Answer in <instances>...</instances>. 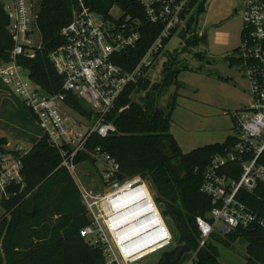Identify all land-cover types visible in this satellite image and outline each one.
<instances>
[{
	"label": "trees",
	"instance_id": "trees-1",
	"mask_svg": "<svg viewBox=\"0 0 264 264\" xmlns=\"http://www.w3.org/2000/svg\"><path fill=\"white\" fill-rule=\"evenodd\" d=\"M198 2L194 0L191 11ZM85 5L103 16L116 7L123 20L137 24L141 35L138 46L115 59L117 65L131 72L161 33L162 26L148 21L139 0H85ZM77 10L75 0H41L36 24L42 49L34 59H18V64L29 71L31 80L48 95L59 93L63 86V78L57 74L49 55L65 44L61 31L71 23ZM203 12L201 3L197 13L186 19L182 27L188 45L201 43L198 18ZM8 25L7 14L0 4V66L10 61L13 49ZM199 57L202 58V54ZM177 73L165 67L160 83L151 85L145 77L131 84L109 117L117 133L108 138L94 135L87 144L90 152L100 147L119 163L121 182L135 177L146 182L155 194L163 217L177 229L179 245L164 251L157 264H180L185 255L178 259L177 253L183 245L190 249V254L199 249L202 237L197 218L207 219L212 210L211 199L201 190L205 170L212 158L222 154L236 139L232 135L222 144L183 152L171 133L175 104L170 105L168 111L158 104L160 96L173 85ZM67 102L81 115H91L75 96L69 95ZM8 143L7 138L0 137V170L5 156L21 158L23 182L14 186L13 197L1 204L9 218L5 215L0 219V264H105V248L80 234L92 226L93 221L72 176L60 167L62 158L58 150L44 137L26 155L17 149L5 150ZM3 152L6 154L1 157ZM75 164L88 165L90 176L101 178L98 161L90 154H81ZM223 173L237 180L241 167L229 165ZM238 199L257 221L247 229L241 228L225 236L213 234L199 250L194 264H221L218 249L209 244L211 239L227 248L241 242L246 245V264H264V184H259L251 193L241 191Z\"/></svg>",
	"mask_w": 264,
	"mask_h": 264
},
{
	"label": "built area",
	"instance_id": "built-area-1",
	"mask_svg": "<svg viewBox=\"0 0 264 264\" xmlns=\"http://www.w3.org/2000/svg\"><path fill=\"white\" fill-rule=\"evenodd\" d=\"M75 1L78 10L74 12L71 23L61 31L65 44L49 55L57 74L63 78V86L59 93L48 95L31 80L29 71L18 64L20 58H36L42 49V38L36 24L41 0H0L8 17V31L13 42L10 61L0 66V79L15 88L35 118L41 137L60 153V167L70 173L85 201L94 196L79 179L75 159L86 153L101 164V183L107 189L104 199L114 193H133L142 187L149 190L140 177L121 182L119 163L100 147L90 152L87 144L94 135L108 138L117 133L109 117L119 98L131 84H137L146 77V71L164 52L166 42L185 25L194 0H139L148 21L161 25L162 31L131 72L117 65L115 59L138 46L141 35L137 24L114 17V8L103 16L86 7L85 0ZM243 23L239 50L244 76L250 83L252 104L233 114L234 144L213 157L205 170L201 190L211 199L212 210L207 219L197 218L202 237L199 250L213 234L219 232L225 236L241 228L247 229L257 221L238 196L241 191L251 193L259 184H264V0L245 1ZM202 35L203 32L200 33ZM69 95L89 104L91 115L83 116L74 110L67 102ZM17 150L23 155L29 152L25 148ZM229 165L241 167L237 180L221 174ZM21 171V158L4 157L0 170V206L15 195L14 186L22 184ZM138 212L143 213L144 210L133 205V209L122 214L123 220L127 221L124 223L122 220L121 223L130 225V218ZM89 213L91 215L90 209ZM102 215L100 219L92 220L93 225L80 234L105 248V264H136L169 246L173 239L162 214L165 229L161 233L149 221L141 220L138 226L128 231L119 227L120 219Z\"/></svg>",
	"mask_w": 264,
	"mask_h": 264
},
{
	"label": "rangeland",
	"instance_id": "rangeland-1",
	"mask_svg": "<svg viewBox=\"0 0 264 264\" xmlns=\"http://www.w3.org/2000/svg\"><path fill=\"white\" fill-rule=\"evenodd\" d=\"M245 1L200 0L190 16L196 14L198 6L203 3L204 12L198 18V28L203 33L206 31L208 44L188 45L181 27L146 74L147 80L154 85L162 81L165 67L173 72L178 71L173 85L160 96L158 104L165 111L175 104L171 133L184 153L203 146L224 143L229 136L236 133L233 114L249 108L252 104L250 83L241 67L232 61L235 51L242 45ZM235 10H238L237 14L234 13ZM112 14L116 18L122 17L121 11L116 7ZM36 37L39 38L38 35ZM201 54L202 58L199 57ZM0 84L5 87V93L0 97V136L4 134L11 143L4 149L11 151L25 147L29 150L37 143L42 132L15 88L4 84L1 79ZM98 167L100 170L101 164L98 163ZM77 170L79 179L94 196L89 201L82 199L90 209L92 220L100 219L103 216L101 205L107 189L103 187L101 178L90 176L88 165L77 166ZM148 188L155 198L153 190L149 186ZM158 208L161 212L160 206ZM5 215L8 216L0 206V219ZM165 221L173 237L170 245L136 264H157L164 251L179 245L177 229L169 219L165 218ZM216 235L221 236L219 232ZM210 243L218 249V260L221 264H246L245 244L237 242L232 248H227L215 239H211ZM190 253L191 251L184 254L180 264L197 262L199 249Z\"/></svg>",
	"mask_w": 264,
	"mask_h": 264
},
{
	"label": "bare ground",
	"instance_id": "bare-ground-1",
	"mask_svg": "<svg viewBox=\"0 0 264 264\" xmlns=\"http://www.w3.org/2000/svg\"><path fill=\"white\" fill-rule=\"evenodd\" d=\"M133 205H135V207L141 206L144 212L135 213L129 220L130 225L121 223L123 220L122 214H126L129 210L133 209ZM101 207L105 218L113 216L120 219V223L118 224L122 229L132 231L131 229L138 226L141 220H145V222L149 221L150 225L156 228L160 233L165 229L164 219H162L159 208L146 187L139 188L133 193L124 191L108 195L102 202ZM126 221L127 220H123L124 223ZM133 244H135V242Z\"/></svg>",
	"mask_w": 264,
	"mask_h": 264
},
{
	"label": "water",
	"instance_id": "water-1",
	"mask_svg": "<svg viewBox=\"0 0 264 264\" xmlns=\"http://www.w3.org/2000/svg\"><path fill=\"white\" fill-rule=\"evenodd\" d=\"M201 43L202 44H208L206 31L201 36ZM81 106L87 111L91 110V106L89 104H87L86 102H82ZM5 154H6L5 152L1 153V157H4ZM189 252H190V249L187 246H184L183 248H181L178 251L177 258L180 259L182 257V255L187 254Z\"/></svg>",
	"mask_w": 264,
	"mask_h": 264
},
{
	"label": "flooded vegetation",
	"instance_id": "flooded-vegetation-1",
	"mask_svg": "<svg viewBox=\"0 0 264 264\" xmlns=\"http://www.w3.org/2000/svg\"><path fill=\"white\" fill-rule=\"evenodd\" d=\"M234 13L237 14V13H238V10H235ZM242 37H243V33H241V39H242ZM232 59L235 60V61H238L239 64H237V65H238L239 67H241V69H242V60H241V54H240V50H239V49H237V50L235 51V53H234V58H232ZM242 70H243V69H242Z\"/></svg>",
	"mask_w": 264,
	"mask_h": 264
},
{
	"label": "crops",
	"instance_id": "crops-1",
	"mask_svg": "<svg viewBox=\"0 0 264 264\" xmlns=\"http://www.w3.org/2000/svg\"><path fill=\"white\" fill-rule=\"evenodd\" d=\"M3 82V81H2ZM4 83V82H3ZM5 84V83H4ZM4 86L2 85V84H0V97L3 95V93H5V91H4ZM3 134V133H2ZM1 135V134H0ZM1 137V136H0ZM3 138H7L8 139V137H6L4 134H3V136H2ZM41 138V135L39 136V139ZM38 139V140H39ZM8 145L10 146V139H8ZM38 142V141H37ZM22 147H23V145H22ZM20 148V147H19ZM25 148V147H24ZM15 149H17V148H15Z\"/></svg>",
	"mask_w": 264,
	"mask_h": 264
}]
</instances>
